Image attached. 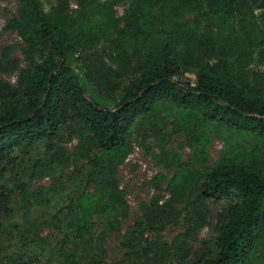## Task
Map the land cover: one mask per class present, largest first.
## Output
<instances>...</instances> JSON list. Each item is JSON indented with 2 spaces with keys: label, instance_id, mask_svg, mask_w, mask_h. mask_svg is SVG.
<instances>
[{
  "label": "trees",
  "instance_id": "obj_1",
  "mask_svg": "<svg viewBox=\"0 0 264 264\" xmlns=\"http://www.w3.org/2000/svg\"><path fill=\"white\" fill-rule=\"evenodd\" d=\"M15 2L14 14L0 28V34L14 32L21 41L0 48V237L9 235L0 243V264H32L28 249L39 245L61 256L62 264H104L96 239L86 237L93 215L101 217V235L117 228L127 204L115 175L132 151L130 132L143 120L156 122L168 108L187 133H197L198 165L208 159L212 130L227 141L248 140L249 147L234 149L233 156L191 180L179 162L167 187L187 192L183 232L169 243L162 240L169 211L153 205L145 219L157 239L141 242V227L128 230L127 246L136 255L118 264L264 260V75L252 68L264 65V0ZM255 9L263 10L260 20L253 16ZM17 49L22 59L14 55ZM68 52L75 53L84 77L99 91L119 94L114 110L88 99L72 71L59 64ZM14 73V82L4 77ZM74 136L80 143L67 153L64 144ZM38 145L50 158L37 160L33 173L39 165L61 175L70 159L85 160L71 180L70 195L47 207L52 214L43 222L61 234L48 244L37 234L3 232L2 226L13 215L16 190L26 193L16 169ZM175 201L168 203L170 210ZM212 203L224 204L215 231L194 251ZM89 246L92 256L84 254Z\"/></svg>",
  "mask_w": 264,
  "mask_h": 264
},
{
  "label": "rangeland",
  "instance_id": "obj_2",
  "mask_svg": "<svg viewBox=\"0 0 264 264\" xmlns=\"http://www.w3.org/2000/svg\"><path fill=\"white\" fill-rule=\"evenodd\" d=\"M15 6V0L0 2V28L4 26L6 18L14 14ZM71 6H74V2ZM116 10L118 15L122 14V7H117ZM262 12V9H255L253 16L260 20ZM20 42V38L14 32L7 31L0 34V48L9 44L18 45ZM14 55L22 59L19 49L14 52ZM58 62L72 71L88 99L105 109H115L119 94L109 95L92 85L84 77L83 68L75 60V53L64 54L58 59ZM252 68L258 69L264 75V65L258 67L257 64H253ZM16 75L14 73L4 77L14 82ZM185 75L191 81L194 78L191 73ZM174 112L173 108H168L167 111H162L158 115L156 122L143 120V122L137 123L130 132L132 151L126 160L117 167L115 175L119 182V188L125 192L127 207L118 215L117 228L106 232L104 235L100 234L102 231L101 217L94 214L92 232L86 235L90 240L96 239L97 254H99V259L104 260V264L125 263L127 259L133 258L132 253L135 254L134 251H129L132 250L131 244L127 246L130 238L127 231L130 229L136 230V228L141 227V242L143 238L152 242L157 239L155 232L148 229L145 219L147 208L155 207L153 205L164 207L165 211H169V218L166 222L163 221L164 228L159 233L162 240L169 243L175 236L183 232L185 216L183 206L184 200L188 196L187 192L181 195L177 190L171 191L167 187L171 178L178 172L179 162L185 167L187 166L189 180H191L192 175L198 176V171H207L216 162L233 156L235 154L234 149L249 147L248 140L238 137L227 141L223 135L212 130L207 143L208 159L203 165H198L194 158L197 133L194 135L187 133L179 123L178 118L175 117ZM198 131L197 128L196 132ZM79 143V139L74 136L70 142L64 144L65 151L67 153L73 152ZM49 155L44 145L35 146L31 155L24 159L23 165L16 169L22 176L20 178L25 184L26 193L21 194L22 192L16 190L12 200L13 215L8 220L3 221L2 226L6 229L3 232H11L10 230L17 229L18 234L24 232L29 237H34L37 234L47 244L61 238L60 232H57L55 227L48 226L47 222H43V218L52 214V212L48 213L47 207L51 206L52 208L56 202L55 199H66L70 195L71 190L75 188L71 180L77 173L78 167L85 164V160L74 161L70 159L63 166L61 175H53L50 170L38 168L39 165L33 173L32 166L37 163V160L45 162L50 158ZM94 188L95 186L92 185L90 190ZM173 198L176 201L173 202V209L170 210L168 203H171L170 200ZM223 206V203L211 204L210 212L194 243V251L199 250L202 240H206L214 233L217 214ZM63 210L66 211V209ZM139 233L136 232L135 236L140 235ZM18 234L12 239L17 238ZM8 240L9 235L3 233L0 237V243ZM69 247L70 245L67 246V251H70ZM77 248L82 250L83 246ZM126 252L130 253L126 255ZM93 253V247L90 246L84 251L87 256H92ZM28 257L33 260L32 264H62L61 256L50 254L40 245L30 246ZM173 264L179 263L174 261ZM253 264H264V260L258 256Z\"/></svg>",
  "mask_w": 264,
  "mask_h": 264
},
{
  "label": "water",
  "instance_id": "obj_3",
  "mask_svg": "<svg viewBox=\"0 0 264 264\" xmlns=\"http://www.w3.org/2000/svg\"><path fill=\"white\" fill-rule=\"evenodd\" d=\"M165 81H167L166 79H163V80H160L159 82H165Z\"/></svg>",
  "mask_w": 264,
  "mask_h": 264
}]
</instances>
